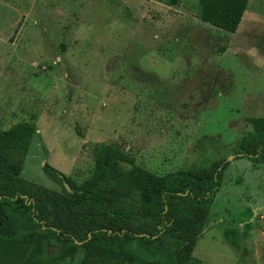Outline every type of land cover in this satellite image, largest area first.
Instances as JSON below:
<instances>
[{
    "label": "rangeland",
    "instance_id": "obj_1",
    "mask_svg": "<svg viewBox=\"0 0 264 264\" xmlns=\"http://www.w3.org/2000/svg\"><path fill=\"white\" fill-rule=\"evenodd\" d=\"M248 116L264 117V0L247 1L232 33L201 22L198 0H0V131L34 122L27 181L61 191L46 162L80 183L97 143L155 174L229 160ZM252 166L223 171L191 253L200 264H264V170ZM138 237L127 264H165L170 242Z\"/></svg>",
    "mask_w": 264,
    "mask_h": 264
},
{
    "label": "trees",
    "instance_id": "obj_2",
    "mask_svg": "<svg viewBox=\"0 0 264 264\" xmlns=\"http://www.w3.org/2000/svg\"><path fill=\"white\" fill-rule=\"evenodd\" d=\"M247 1L198 0L199 19L232 33ZM245 122L249 129L229 154L264 164V140L255 139L264 135V117L248 116ZM34 131L32 120L0 131V264H55L78 249V264H127L139 257L126 247L134 236L145 245L168 240L165 264L201 263L191 253L220 188L226 157L155 174L115 145L97 143L92 173L80 183L42 164L43 173L61 186L55 191L20 177Z\"/></svg>",
    "mask_w": 264,
    "mask_h": 264
},
{
    "label": "crops",
    "instance_id": "obj_3",
    "mask_svg": "<svg viewBox=\"0 0 264 264\" xmlns=\"http://www.w3.org/2000/svg\"><path fill=\"white\" fill-rule=\"evenodd\" d=\"M242 159H245V162H246V164L248 165V166H251V165H254V166H252V167H256L257 169H263L264 170V164H257V163H249L248 164V160L246 159V158H244V157H242V158H238V159H229V163H228V165L226 166V168L224 169V171L225 172H228V171H230V170H235V168H236V162L238 161V160H242ZM231 167V168H230ZM232 167H234V168H232ZM260 167V168H259ZM227 174H229V173H227ZM262 176H264V173H262ZM261 176V177H262ZM223 179H224V175H223V177H222ZM228 178V177H227ZM229 179V181H231V177H229L228 178ZM222 180V179H221ZM236 179H234V181H235ZM261 181V179L260 178H255V184H257L258 182H260ZM261 183V182H260ZM227 196H228V194H227ZM229 197V196H228ZM227 197V198H228ZM254 211V210H253ZM256 211V210H255ZM257 220H259V218L257 219ZM261 224H262V222H261ZM260 252H261V249H260ZM259 252V253H260ZM257 253V252H256Z\"/></svg>",
    "mask_w": 264,
    "mask_h": 264
},
{
    "label": "built area",
    "instance_id": "obj_4",
    "mask_svg": "<svg viewBox=\"0 0 264 264\" xmlns=\"http://www.w3.org/2000/svg\"><path fill=\"white\" fill-rule=\"evenodd\" d=\"M261 233L264 235V219L262 221V224H261Z\"/></svg>",
    "mask_w": 264,
    "mask_h": 264
},
{
    "label": "water",
    "instance_id": "obj_5",
    "mask_svg": "<svg viewBox=\"0 0 264 264\" xmlns=\"http://www.w3.org/2000/svg\"><path fill=\"white\" fill-rule=\"evenodd\" d=\"M69 190V189H68ZM259 252H260V248L259 247H257V253L259 254Z\"/></svg>",
    "mask_w": 264,
    "mask_h": 264
}]
</instances>
